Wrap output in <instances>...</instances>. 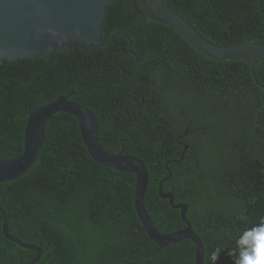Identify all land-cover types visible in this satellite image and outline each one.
<instances>
[{
  "label": "trees",
  "instance_id": "trees-1",
  "mask_svg": "<svg viewBox=\"0 0 264 264\" xmlns=\"http://www.w3.org/2000/svg\"><path fill=\"white\" fill-rule=\"evenodd\" d=\"M163 5L215 46H264V0ZM115 33L129 39L138 63L121 36L94 50L0 61V161L21 156L30 114L72 92L69 101L94 116L103 152L144 164L143 206L155 230L185 228L159 198L161 183L174 204L186 205L202 264L215 250L216 264H234L238 235L264 217V93L261 99L248 65L200 56L134 0L108 4L102 43ZM254 79L264 90V63ZM134 187V175L95 163L75 119L58 113L45 124L34 166L0 184V207L8 235L41 250L34 264H194L191 241L159 249L146 236ZM1 225L0 216V264L33 261L36 253L5 240Z\"/></svg>",
  "mask_w": 264,
  "mask_h": 264
},
{
  "label": "water",
  "instance_id": "water-1",
  "mask_svg": "<svg viewBox=\"0 0 264 264\" xmlns=\"http://www.w3.org/2000/svg\"><path fill=\"white\" fill-rule=\"evenodd\" d=\"M112 0H0V61L20 59L34 60L47 58L58 51L74 49L94 50L106 46L113 36H121L127 42V52L136 63L137 58L131 52V43L126 36L112 34L102 43V27L108 4ZM145 15L154 23L174 31L193 51L214 62H241L249 66L250 74L257 87H263L254 79V68L264 63V46L244 44L235 47L215 46L203 39L180 16L163 5V0H134ZM74 93L60 96L29 115L22 139V153L18 159L0 161V184L16 180L25 175L35 164L44 142L46 122L58 113L71 115L76 123L87 153L98 165L135 177L133 207L138 222L146 236L163 249L184 240L191 241L195 247L194 264H202L203 248L186 218L187 207L174 204L173 196L163 193L161 183L158 196L167 201L172 210L179 211L183 230L161 236L153 227L143 206V197L148 184V173L144 164L135 157L107 155L98 143V126L94 116L85 108L69 101ZM257 117V114H256ZM186 147H184V151ZM183 151V152H184ZM182 160V157H181ZM1 235L19 248L34 251V264L41 256V250L25 245L8 235L3 210Z\"/></svg>",
  "mask_w": 264,
  "mask_h": 264
},
{
  "label": "clouds",
  "instance_id": "clouds-1",
  "mask_svg": "<svg viewBox=\"0 0 264 264\" xmlns=\"http://www.w3.org/2000/svg\"><path fill=\"white\" fill-rule=\"evenodd\" d=\"M236 249L234 264H264V217L238 235ZM219 255V250L210 254L211 264H216Z\"/></svg>",
  "mask_w": 264,
  "mask_h": 264
}]
</instances>
